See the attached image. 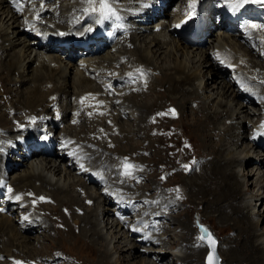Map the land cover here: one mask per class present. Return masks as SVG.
Returning <instances> with one entry per match:
<instances>
[{"label":"bare ground","instance_id":"6f19581e","mask_svg":"<svg viewBox=\"0 0 264 264\" xmlns=\"http://www.w3.org/2000/svg\"><path fill=\"white\" fill-rule=\"evenodd\" d=\"M42 1L46 2L47 0H42ZM59 1L58 0H52L51 1V3H55V4L59 5L58 7L54 8L53 11L56 12L55 10L61 9L62 11L66 12V14L61 16V17L59 16V18H57L56 21H54L51 17H48L47 20H49L51 23H53L54 28L63 30V33L59 36L60 41H62L64 44L67 45L69 42V39H67L66 37H69V38H71L75 41H79V43H81L82 39H88L91 41V38H92L91 35L89 38H87L89 32L92 35H94L95 37H98L101 34L103 27H100V26L97 27V24L99 21L96 22L95 26H94V28L97 27L96 31H94V29L92 30L93 27H91L88 23L87 24L82 23L81 26H79L77 28H71L70 27V26H74V25L79 24L83 17L90 15V14H93V13H96L97 8L101 5L100 0H91V2H89V0H78V2L73 7H66V5L63 4V2L65 0H59ZM67 1H69L68 2L69 6H72L76 2L75 0H67ZM189 1L191 2V5L193 6V3H199L202 0H189ZM110 3H111V0H110ZM111 4H113V3H111ZM156 5L157 4H155V3L150 4V7L153 8L150 11V15L145 16V17H140V19H143L144 21L150 20L153 17V13L157 7H158L157 13L161 16L163 14V9L161 7H159L160 3L157 5V7H155ZM184 8H186V6H183V9ZM93 9H95V11ZM183 9H181V10H183ZM13 10L14 9L8 7L7 0H0V40L2 41V43L0 45V52H1L0 53V59L2 58V56L4 54L6 55V57H3V58H5V60L4 61L2 60L3 62L0 65H2L5 68L4 70L8 71L9 73H12V76H9V78L6 77L5 79H9V82L14 83L15 86L19 85V89H9L8 90V92H10V94L15 95V96L8 94L9 96H12V99H10V101H8L9 103L7 105H4V106L2 105L1 111H0V121H1L0 124L3 125V127L0 126V128H2V130H4L3 128L5 127V129L8 130V131H5L6 133H0V151H2V149L4 147H6V148H8L6 151H8V153H10V154L15 153V149H11L10 144H12L13 142L14 143L19 142V141L15 142L19 138V136H21L17 132L19 128H21V127H28L27 129L32 128L33 127L32 123H34L36 125H40V123L43 124L44 116L40 117V113H43V112L47 113V116H48L51 114V109L53 107L55 108V106L57 107V105H59L58 101H59V103L66 102L68 104V103H70L69 100L72 96H74L75 98H78V97H80V94L83 95V93H86V92H89L90 94H96L97 93V92H93V90L96 89L97 87H95L92 84V81L88 77L85 76L86 73H88V76L95 74L91 70L90 67L81 68L80 64H78V66L73 65L70 61V60L73 61V56H69L68 60L70 63L67 62L68 64H66L62 61L61 57H53V55H48V54H53V53L49 52V53L43 54V50H46V47H39V49H37L38 47L33 45L35 43V41L29 40L27 35L25 37L24 31L22 29H20V26L18 25L19 23H18L17 13L15 10L14 11ZM53 11L52 12L49 11L48 13L53 14L54 13ZM71 11L77 12L80 16V19H79V16H74L72 18ZM171 15L172 14L165 13V16L173 17V15L172 16ZM67 16L72 18V20H66L65 18ZM150 16H152V17H150ZM90 20H91V18L89 17L88 21H90ZM63 21H66V23L63 24ZM179 21H180V18L176 19L175 22H179ZM143 27H144V29L147 30V27H145V26H143ZM64 31H66V32L64 33ZM163 31H164V33H163L164 36L162 35V33H160ZM149 32L153 33L150 28H149ZM160 32H159L160 34L156 33L159 35L154 37L152 42L149 43L150 45H147L145 48H143V43H145V40L142 39L143 37H141L144 32L136 34L130 38L129 42L133 46L134 50L133 51L131 49H130L131 51H128L127 49L125 50V57H126L127 63L130 64V65L128 64L129 67H128V65L123 66V64H121L119 70H117L116 69L117 60L113 61L111 59L112 60L111 61L110 59H107V57H101V59H103L101 61V65L102 66L105 65V62H107L105 68L110 70V71H108L109 73H111L112 71H117L118 75H123V74H125V72L129 71V72H131L132 75H134V73H135V75H137L135 78L133 77V79L136 80V83L141 79V82L134 85V87H136L137 94H132L130 96H127L126 92H122L121 94L118 95L120 98H123V97L126 98V100L124 99V101H123L124 110L125 111H127V110L131 111V113H127V112L125 113L124 112L127 116V118L125 117L126 121H124V120L122 121L120 119L117 120L115 118L116 117L115 116L114 121L116 123H114L113 126H115V125L116 126L115 127H108L107 125H104L103 120H99V122L101 123V125H100V124H96V121H89L86 118H82V121L87 126H89V127H87V129L85 128L84 125H75L76 127L74 128V126L72 127V125L66 121L69 126H66L64 128L65 129L64 131L65 132L69 131L68 132L69 135H71L74 138L81 139V138H79V137H81L79 135V133H84L81 131L83 128H84L85 132L90 131L93 134H97V132L101 133L100 129L102 127L104 129V132H106V131L109 132V135L104 136L102 134L103 136H100L99 146L102 149L110 150L113 152L118 150V145L116 142L124 137L123 136L124 133H126V134L127 133H134L133 137H135V135L140 134V133H142V134L147 133L146 136H143V138H145L143 140V142L145 140H151L150 144H148L147 147H150L151 144H153L154 142H159L161 145L160 147H163L165 150V151L164 150L163 151L165 152V155H167L166 159L169 157L173 161H175L176 169H177V171H180V173L182 175H183V173L185 174L184 168H185V164H187L188 167H187V173L186 174L189 175V176H187V178L188 177L189 178L186 179V181L184 180L182 182V185L183 186H186V184L189 185L188 187H190L189 189L191 190V192H192V188L196 189V191L194 190V192H193V197H195L197 199L196 204L202 205L204 207L206 206V208H205L206 212L209 210H212V211H214L215 214H217V216L219 217V219L221 221H224V222H227L230 224V226L232 228L231 231H233V236L232 237L231 236L225 237L226 239L224 238V241L221 243V249H222V247L228 246V245H232V247H229L227 249L225 247V249L222 250L221 256H219L220 259L222 260V262L224 263V261H225L226 264H264V233H258V230H259L258 228L261 225H263V228H264V219L258 218V217H257L258 219L253 218V216H259V213L258 214L254 213L257 205H253V203H252V201L254 202V198H252V199L246 198L247 192L249 193L250 191H252L251 188H253V186H254V188H256L257 186H260V190L264 189V172H263V170H261L264 168V156H263L264 154L262 155L263 160L262 161L260 160L259 162L257 161L258 163L255 165L256 166L255 168L257 171L254 172L253 169H251V171L246 175V177L248 175H252L251 178H255V181H254V179H252V180L249 179L248 182L243 181V183H241L240 179H241V177H244V176H241L242 174L237 172L235 168L236 167L242 168L244 166L243 164H245L244 163L245 161L243 160L242 157L233 156L232 151H230L231 147L239 146L238 144L240 142H241V144L242 143H248L249 145H251V143L248 142L249 141L248 136L246 135L247 129L245 130V127H244L245 125H241V123H242V119H249L248 115H251V111L247 107H248V104H253V103L244 100L245 102H248V103H245V105H247V106H245L244 103H242L244 101L241 102L240 98L238 97V95L235 93L234 90H233V92L230 93L232 85H230L228 83L227 84L223 83L224 87L222 89L225 90L224 95L226 96V95H229V93H230L231 96H233L235 98L234 100L237 101L236 109L234 108L235 110L230 111V109L228 110L229 104L226 103L225 106H223V103L221 102L220 107L223 108L222 111H219L217 109L215 112H212V115H211V112H208V111H210V108H209L208 103L205 101V99H206L205 97H207V96L202 97L203 95L201 94L202 95L201 96L199 94V91L204 90V89L206 90V88L208 89L209 87L210 88L213 87L212 88L213 90H214V88L218 89L219 88L218 86L221 84L220 80H221V82H222V80H224L223 79L224 73L211 61V59L209 58L210 53H207L206 51H204L201 48H196L195 47L196 45L193 46L196 50L201 49L206 53V54L205 53H203V54L197 53L198 55L194 56V60L192 62L195 63V61L197 60L195 63L196 66L198 64L197 70L192 72V70L188 69V67H186L179 59L176 58V61L173 64L174 65L173 68L169 69L172 71V72H169V74L171 75V78L168 80V83L165 84V85H167V88H168L167 90H165L167 96L164 97V96H161L159 94L156 95L155 104H153V105L150 103L151 100L150 101L146 100L147 98L144 100V102H142V99H141L140 104L137 102L135 103L136 97H139V98L144 97L147 89H151L152 87L153 88L154 87H156V88L160 87L159 85H157V83L155 81H152V80H150V78H148L149 76L147 73V68L153 69L154 72L160 70V68L158 67V65L156 63H152L153 59L156 58V55L158 53H161V55H163V54L166 55L168 53L170 55L172 54L173 47L172 46L168 47V45H170V44L166 43L167 40L163 41L162 39H165V38L167 39L166 33L168 34V36L171 37V35L173 33H175V30H172V32H167V28H164ZM102 36L104 37V35H100V38ZM62 38H64V39H62ZM104 38H101V39H104ZM160 38H162V39H160ZM93 40H95V39H93ZM183 40H185V39H183ZM141 41H143V42H141ZM6 42H8L7 43L8 46L5 47ZM138 42H141V43L138 45ZM224 43L228 44V46L230 45L231 47L230 46L229 47L233 50V52L236 55L241 56L240 62L244 66H248V65L255 63L256 60H254V59H257L258 61L260 59L257 57L256 54H254L252 52H248L247 54L246 53L242 54L239 50H237V49H239L238 48L239 45L243 44L242 41L240 40L239 34H237V33H234V34H232V36L226 38L224 40ZM84 45L86 46L85 48L88 49L89 52H91V53L95 52V49L93 48L95 46H93L92 43L86 42V43H84ZM193 47L191 46L190 49H192ZM41 48H42V50H40ZM150 48H151V50H150ZM262 49L264 51V47H262ZM16 50H19V51H16ZM176 50L179 52H181L180 50L185 51L186 48H185L184 42H181V41H179L178 43L176 42ZM259 50H260V48H259ZM11 51H12V53L10 55ZM40 51L42 53H40ZM34 52L36 54L35 58H33ZM97 52H99V50ZM42 56L47 57V60L49 61V63L51 60L55 59L54 64L55 65L57 64V68H54V69L52 67L50 68V64L45 59L42 60V58H43ZM11 57L13 58V61L12 62L10 61L9 63H7V59L11 58ZM248 57H251V59L250 58L248 59ZM95 59H100V57H97ZM122 59H123V57H122ZM224 60H225V58H224ZM259 63H261V65L264 64L263 61L259 62ZM34 65H37V67L33 68ZM131 65L133 66V68H135V70H130ZM254 65L255 66H252L251 69L255 70L256 68H259L258 63L254 64ZM263 66L264 65H262V67L259 69L263 70L264 69ZM249 68H250V66H249ZM50 70H52V71H50ZM16 71L19 73V78L15 77L14 72H16ZM29 71L32 72V74L30 73V75H29ZM162 72H163V70L162 71L160 70V74ZM69 74L70 75L75 74V76L73 75L74 76L73 77V85H68L67 80H69L68 79V76H70ZM206 74L211 75V78H208L207 82L202 83V81L201 82L199 81L200 84L198 85V80L201 77L202 78L205 77ZM260 74L264 75V71H263V73L258 72L257 74H255V76L257 77L259 82H261V75ZM14 77H15V79H14ZM153 77H155V76H153ZM144 79H145V81H144ZM46 80H47V82H46ZM119 80L120 79H117V81H119ZM210 81L212 83H211V85H208V83H210ZM31 83L37 84V86H35L34 88L29 87L28 91H26V92L24 91L25 92L24 93L21 89H24V87H27V85H29ZM144 83H146V84H144ZM261 83H263V82H261ZM48 85H50V86H48ZM201 85H203V86H201ZM73 86H75L76 87L75 89L78 90L77 93L75 92V89ZM215 86H217V87H215ZM163 88H164V86H163ZM190 88H192V90H189ZM148 93L149 92H147L146 94H148ZM171 95L177 99L179 98L181 100V102L183 101L184 104L186 103V100H187L186 97L190 99V98H192V96L193 97L195 96V98L193 99V102L190 104L189 108L186 106L180 105L182 107L183 111H187L190 114H191V112L203 113L204 115L206 114L204 117L205 121H202V119H198L197 123H199L201 125L202 131L205 134L204 136H205V139L207 141V143H206L207 147H210V149L208 148L209 150L208 149L206 150L207 152L205 151L207 154H198V153L194 152L193 148L191 149V147H193V145L190 142V140L193 141L192 136H190V135L188 136V138L190 140L186 139L184 131H182L179 128L177 129L176 128L177 126H174V128H173V125H172L173 121L167 115V110H169V109L171 110L172 107H175L172 103H167L166 108L163 109L161 107V109H159L157 112H153L152 109L156 104H158L157 101L164 100V98H169ZM172 96H171V98H172ZM254 96H256V94H254ZM0 99L2 100V97ZM209 99L210 98H208V100ZM137 101H138V99H137ZM1 102L4 103L5 101H1ZM198 102H200V104H198ZM164 103H165V101H164ZM195 103H196V106H195V108H193L192 104L195 105ZM203 103H206V104L204 105ZM150 104H151V106H148ZM74 107H75V105H74ZM220 107H219V109H221ZM146 108H149V110L148 109L147 110L150 111V113L147 116L143 117L144 114L147 113V111L145 110ZM175 109L178 110V118L175 119L176 122H178L182 118L183 113H181L182 110L179 109V105L177 108L175 107ZM196 110L198 112H195ZM114 111H117V110L114 109ZM205 112H207V113H205ZM134 114H137L138 116H136V118H135ZM161 114H163V115H161ZM254 114H253V116H254ZM62 115H63L62 119L68 118V116H69V114H67V112H65V113L62 112ZM253 116L251 115V117H253ZM121 117H123V115ZM225 118L227 120L232 119V120L236 121L237 123L234 124V122H233L230 126H225L222 122V121H224ZM128 123H129L130 127H133V130H134V128L135 129L137 128V129L135 131H130V132L126 131L124 129V127H125L124 124H128ZM193 123H195V122H193ZM222 125H224L223 128L224 127H226V128L222 129V127H221ZM45 127L47 128L48 131H50V133H52L54 130L51 123H46ZM247 128H248V126H247ZM74 130L78 131V132L76 133ZM207 130H208V133H207ZM150 133H152L151 136L154 137L155 139L152 140ZM212 133H215V134L212 135ZM84 135H88V133H86V134L84 133ZM215 137L220 139L219 144H216L214 142L213 139ZM42 138L43 137L40 136L39 139L33 140V143L36 147V150H34V152L37 154L38 153H44L45 154L44 158H47V159L40 161L39 163H37L35 161H34L35 162L34 163L32 161L33 163L30 164L29 162H26V164L29 163L28 164L29 171L26 172L25 175L20 176L16 181L12 180L11 181L13 184L12 188L14 189V186L15 187L17 186L16 185L17 181L20 183H23L21 185L22 187L25 183H27L28 186H30L32 190L38 192V194L42 193L41 191H43V193L48 194L49 195L48 197L41 195V196H38V198L40 200H46L47 198H50V202H51L52 206H53L54 202H59L58 205L60 207L62 206L61 208L74 209L77 211V210H80V205H81L83 207V210H84V212H82V213L85 215L82 218H79L81 216L75 218V219H77V222H75V225L82 224V223L84 225V228L83 229L81 228V230H80L83 233V236H81V237L84 240H89V241L92 240L94 237H98L99 241L103 238L106 241H109L108 237H107V239L105 238L106 234L104 233V228L107 230L110 228L109 230H112L115 233V236L112 237L111 240L114 238V240L117 241V239H118V242H116V243H118V245L115 246V248H117L121 254H124V255H121V254L119 255V257L116 261V264H131L128 261L129 257H131V258L134 257L133 258L134 260L136 258L139 259L140 257H142V254H140V256L138 255L139 251H138L136 244L134 242H130L133 240H135V241H140V240L137 239V237H135L134 234H132V236H134L133 239L130 240L131 239L130 235H129L130 233L129 234L127 233L128 230L124 229L125 232L122 231L124 228L123 224L125 225V221L122 222V221H118V220L114 219L115 221H113V223L110 224L108 222L109 216L111 215V212H112L110 209L111 200L107 195L106 196H102V195L107 193L108 188L111 190L113 189V191H119V192L126 190V188H127L126 186H125L126 188H124L121 186V184H118V183L114 184V182L112 181L113 177H114L113 180H116L117 182L119 181V183L120 182L122 183L124 180V181H127L129 183L133 182V183L142 184V180H144V178H143L144 176L140 178V176H138L137 174H134L135 173L134 167L128 169V168H126V165H136V166L141 165V163L137 159V157L140 156L138 154V152L144 151L143 155L148 156L149 153L145 151L146 149L145 148L138 149L135 153L136 155H134V156L131 155L129 157V159L126 161L125 169L127 171H130L131 175H126V174L120 175L117 173L116 168H115V165L118 162L117 157L115 158L116 164L114 165L115 162H113L112 157H109L105 154L101 155V154L93 151L90 148L89 151L91 152L93 157H92V159H90V157L87 159L86 152L81 149L82 152L79 154V156L82 157V153H83V157L85 155L86 161L83 158H82V161L85 162L86 166H90L92 168V171L95 174L102 175V176L106 175L107 179H105V180L106 181L110 180V182H111V183H109L110 184L109 186L102 188V189H99L98 187L93 185L94 184L93 178L91 176L87 175V173H84L83 178L80 176H77V175H75V170L72 169L73 166L70 165L67 162V160H66V162H64L63 159H59V158L54 159V157L57 155V152H60L58 154L65 155L63 152H61L64 149H61V147H58L57 150L56 149L55 150L45 149V151H43L44 146L42 145ZM182 139L185 142V144L187 145L188 154L192 157H196L197 163L195 165H194L193 161L188 162V160H185L184 162H182L178 158V153H180V146L178 145V143L181 144ZM137 140H138V138H137ZM78 141L80 143H84V141H82V140H78ZM87 143L92 144V145H96L95 144L96 142L95 143L87 142ZM183 146H185V145H183ZM252 149H254V151L257 152V150H255L254 146H252ZM67 150L68 149L65 148V151H67ZM22 152H23V155L26 154L24 151H22ZM155 154H156V152L153 155L155 156ZM62 157H65V156H62ZM185 157L188 158V155H186ZM33 158H34L33 155H31L30 157L25 156L24 158H22L21 160H19L17 162L19 164H21V163H24V161H22V160L28 161L29 159L31 160ZM123 158H125V157H123ZM147 158L152 160L153 164H154V167H152L150 170V174H153L154 180L155 179L158 180L166 188L165 193H168L170 191H176L177 193L175 192V194H176L177 198L181 201H184L185 198H187V197H185L186 193H185L184 188L183 187L182 188L179 187L181 189H179V188L175 189L174 187L172 188V186L168 182V180L171 178L172 174H170L168 172L169 168H171V167L169 164L166 163L167 160L165 159V161H163V163H164L163 169L165 170V173L163 175H161L162 170H159V168H158V164H161V162L159 160L154 161V157L152 159L151 154ZM142 159H144V158H142ZM68 160L70 162L71 159H68ZM144 160H146V159H144ZM5 161H6L5 154L0 153V162H3L2 170H1V173L3 176L9 175V171H5L3 169ZM222 163H224V164H222ZM123 164H124V162L121 161V164H118V166H121V168H122ZM256 172H259V175L263 173V175L259 176L258 173H256ZM104 178H105V176H104ZM55 179H56V182L54 184L53 182L55 181ZM0 181H2L1 178H0ZM36 182H38L40 184V187H38L39 185L35 186V184H37ZM127 182H125V183H127ZM130 184H129V186H131ZM143 185H145V184H143ZM90 186L97 188L96 189L97 191L95 192V194H93L91 192L88 193V191H90V189L92 188V187L90 188ZM145 186H147V185H145ZM24 187H26V184L24 185ZM77 187L81 189L80 191H83L84 196H82L81 194H79L75 191V188H77ZM16 189L22 191L21 187H19V188L16 187ZM117 189H119V190H117ZM152 190L155 193L159 192L157 188H153ZM262 192H263L262 194L260 193L257 196H254L255 199H257V197L264 196V191H262ZM60 195H63V196L60 197ZM20 196H23V194H21ZM199 196L202 197V199L199 200L197 198ZM65 197H67V198H65ZM21 201H23V200H21ZM142 201H143V199L135 196V201L132 203V207L134 205H138ZM91 202H92V205L90 206ZM156 202H158V201L156 199L152 198V203L154 204ZM183 203H186V202H183ZM26 204H25V206H26ZM263 205H264V200H262V206ZM36 206H38V205H36ZM74 206H76V207H74ZM160 206L163 209L162 215H157V213L155 214V211L157 209L156 210L151 209V210H148V213H143V216H147L148 225L150 228L161 231L162 233L165 234V232H167L170 228L169 227L170 220H171L170 218L172 217V215H168L169 210L167 211V208L169 205H168L167 201L160 203ZM93 208H95V209H93ZM176 209H178V208H176ZM11 212L13 213L12 210H11ZM86 214H87V217H86ZM35 217L37 218V216H35ZM260 217H262V216H260ZM167 218H169V223L166 222ZM65 221L67 222V220H65ZM149 221H151V222H149ZM157 221H159V222H157ZM61 222L62 221H60L59 223L57 222L56 223L57 225L55 224L57 226V228H60V230L63 226H67L64 224L65 223L64 221H63V223H61ZM103 222L105 223L104 228H102ZM114 222H116V224L118 226L122 227L121 228L122 230L120 228H118V226H116V224ZM144 223L146 224V219H145ZM174 225H175V223H174ZM108 226H111V227H108ZM183 226H184V224H177V226L176 227L174 226V227L175 228L178 227L182 230L186 229L185 226L184 227ZM79 227H81V226H79ZM10 228L13 231L11 238L8 236ZM67 228L69 229L68 233L73 232V230H70V227H67ZM71 228H73V225H71ZM116 229L118 231H116ZM204 229H206L207 232L213 234L210 229H208L206 227H204ZM186 230H187V233L182 234L181 237L177 240V242L176 241L170 242L167 239H166L167 241H165V239L162 238V236L159 238V240L157 239L155 242H153L152 244L156 245L154 250H156V249L157 250L152 251V252H154V254H150V256H151L150 258L153 261L152 257H154L155 260L153 262L149 261L147 264H204L206 254L208 252L207 245L205 246L204 251L201 250L200 253H202V254L196 253L197 250L200 251L201 247L199 249L193 248V250H192L186 246H183L184 243H186V244L189 243L188 238H189L190 234H191V236L194 235L193 232H190V229H186ZM148 232H149V229H148ZM188 232H189V234H188ZM60 233H61V231H60ZM60 233H58V235H61ZM121 233H122V236H119ZM80 234H81V232H80ZM196 234H197V238L200 241H202L203 243H205L204 240L200 239V237L203 236V233H198V231H197ZM6 236H8L11 240V244L9 246L10 248H8L7 246H4L6 244V242H5ZM20 236L21 235L19 234L17 226H15L12 222H10L8 219H6V217L4 218V217L0 216V255L7 253L6 254L7 256L3 255V257L1 258L2 260H5L6 258H8L7 261L5 262V264H14V263L20 264L21 261H23V260L35 261L37 258L43 264H60V263H62V264H79V262L73 260L70 255L61 256V257L58 255L60 259L52 257L51 260H47V258L46 259L43 258V257H45L43 255L37 256V253L33 252L34 247H35L34 244L33 243L30 244L27 241H23L22 243H20L21 240H23V238H21ZM143 236H145V235H143ZM17 238L18 239L20 238L21 240H18ZM72 240L74 241V243H73L74 245L75 244L78 245V243L80 242V240L78 238L72 239ZM97 240H94V241L92 240L93 242L90 241L91 245L88 249L91 252H94L96 249H98L100 252H102V253H100L101 258L99 259V263H101L104 260L109 261L112 258L111 254L113 253V251H111L109 249L103 250V249L99 248L97 246L99 244V241H97ZM106 241H105V243H106ZM121 244H123V246H121ZM130 244L132 247H127V245H130ZM2 246H3V249H1ZM157 246H159V247L157 248ZM21 247H23L22 250H20ZM217 247H218V243L216 242V245H215L216 254L220 255L219 248L217 251ZM126 248H128V249L126 250ZM179 248H182V250L186 251V252L188 250V253H185L186 255L182 256L183 258H180L178 260H171V258L167 254L168 250L169 249L172 250L171 254L176 255V253H174V252L177 251ZM12 249H16V251L19 250L22 253L23 252L25 253L27 251L28 253H32V256H26V258H22V256H20L18 253H15V254L11 253ZM23 249H25L26 251H23ZM117 249H116V252H118ZM59 250H56L54 252H57ZM142 251L146 252V249H143ZM135 252L138 254H136ZM33 253H35V254H33ZM178 253H181V250ZM125 254H126V256H125ZM26 255H28V254H26ZM200 259H201V261H200ZM108 263L109 262H107V264ZM80 264H82V263H80Z\"/></svg>","mask_w":264,"mask_h":264},{"label":"rangeland","instance_id":"374dc122","mask_svg":"<svg viewBox=\"0 0 264 264\" xmlns=\"http://www.w3.org/2000/svg\"><path fill=\"white\" fill-rule=\"evenodd\" d=\"M59 1V0H58ZM76 2L71 6V7H73L77 2H78V0H75ZM173 1H175V0H173ZM60 2V1H59ZM176 2V1H175ZM108 3L109 4H111V3H113V4H111V5H113V6H115V5H119L120 4V0H111V3H110V0H108ZM183 6H186L185 4L183 5ZM183 6L181 7V9H183ZM263 7H264V4L262 5ZM179 8H178V4H177V6L176 7H173L172 8V10L173 11H177ZM180 9V10H181ZM14 11V10H13ZM49 12V11H48ZM54 12V11H53ZM171 12V11H170ZM170 14V13H169ZM71 15H72V18L74 17V16H79V14L77 13V12H75V11H71ZM18 17V25L20 26V28H21V19H22V16L21 15H17ZM59 18V17H58ZM72 18H70L69 16H67L65 19L66 20H72ZM50 19V18H49ZM79 19H80V16H79ZM59 22V21H58ZM66 23V21H63V24H65ZM57 24V23H56ZM23 27V26H22ZM145 27H147V32L145 33V34H143L141 37H143L142 39H144L145 40V43H143V48H145L147 45H150L149 43H151L152 42V40H153V38L154 37H156L157 35H159L160 33H162V35L164 36V31L163 32H160L159 34H156V33H151V32H149V28L151 29V31H152V29L154 28V26H151V25H149V26H145ZM66 31H64V33H65ZM175 33H177V32H175ZM25 35V34H24ZM170 35V34H169ZM146 36V37H145ZM230 36H232V35H230ZM229 36V37H230ZM26 37V36H25ZM149 37V38H148ZM166 37H167V39L165 38V39H162V38H160V39H162L163 41L164 40H167V42L166 43H169L170 45H168V47L169 46H172L173 47V51H172V54L170 55L169 53L168 54H163V55H161V53H158L157 55H156V58H154L153 59V61H152V63H156L157 65H158V67L160 68V70L162 71L163 70V74L161 73L160 74V70L159 71H153V69H149V77H150V79L152 80V81H155L156 83H157V85H159L160 87H152L151 89H147L146 90V92H145V96L144 97H141V98H139V97H136V100H135V103L137 102V103H141V99H142V102H144V100L146 99V100H151V104L153 105V104H155V98H156V95H161V96H164V97H166L167 96V94H166V91L165 90H167L168 88H167V85H165L166 83H168V80L171 78V75L169 74V72H172L171 70H169L170 68H173V64L175 63V61H176V58L177 59H179L186 67H188V69H190V70H192V72H194L195 70H197V66H198V64H197V66H196V61H195V63H193L192 61L194 60V56L195 55H198L199 53H205L204 51H206V48L205 47H203L202 49H204V51L203 50H196L194 47L192 48V49H190L191 48V46H188L187 45V42L185 41V40H183V38H181L180 39V37L178 36V35H174V34H172L171 35V37L170 36H168V34L166 33ZM101 38H104L103 36L101 37ZM105 39V38H104ZM27 40V39H26ZM30 40V39H29ZM31 41H34V40H31ZM179 41H181V42H184V45H185V48H186V50L184 51V50H180L181 52H179V51H177L176 50V42L178 43ZM60 43H63L62 41H59ZM141 42H143V41H141ZM141 42H138V45L141 43ZM1 43H2V41L0 40V45H1ZM8 42H6L5 43V47L6 46H8V44H7ZM241 44V43H240ZM243 45V44H242ZM57 46V45H56ZM230 46V45H229ZM86 46L84 45V48H85ZM123 47V46H122ZM231 47V46H230ZM94 49H95V51L97 52L98 51V49L96 48V46L95 47H93ZM189 48V49H188ZM239 49H237V50H239L241 53H248L249 51H247L245 48H243L241 45H239V47H238ZM125 47H124V51H125ZM133 51L134 50V48H128L127 50L128 51H131V50ZM40 50H42V48L40 49ZM150 50H151V48H150ZM188 50V51H187ZM196 50V51H195ZM16 51H19V50H16ZM15 51V52H16ZM162 52V51H161ZM207 52V51H206ZM11 53H12V51L10 52V55H11ZM198 53V54H197ZM185 54V55H184ZM187 54V55H186ZM206 54V53H205ZM14 55V54H13ZM48 55H53V57H61V59H62V61L64 62V63H66V64H68V63H70L69 61H67V60H65L63 57H64V55H62V54H56V53H53V54H48ZM35 56H36V54H35V52L33 53V58H35ZM3 57H6V55L4 54L3 56H2V58L0 59V64H2V62L5 60V58H3ZM43 57V56H42ZM95 58H97V57H100V59H97V60H100V61H102L103 59H101V57H107V59H110L111 57H113L112 55H109V52L108 51H105V52H103L101 55H99V56H94ZM12 58V57H11ZM11 58H8L7 59V63H9L10 61L12 62L13 61V58L11 59ZM248 58H250L251 59V57H248ZM46 60L48 63H49V61L47 60V57H43L42 58V60ZM3 60V61H2ZM55 60V59H54ZM54 60H51L50 61V68L52 67L53 69L54 68H57V64L55 65L54 64ZM254 60H256V62L255 63H253V64H256V63H258V67L259 68H261L262 67V65H264V64H262L261 65V63H259V61L257 60V59H254ZM260 60V59H259ZM52 62V63H51ZM68 62V63H67ZM126 62V63H125ZM124 63H122L123 64V66H127L129 63H127V60L125 61ZM73 65H77L78 66V63H77V61H76V63H73V62H71ZM106 64H107V62H105V65H103V68H105L106 67ZM48 65V64H47ZM52 65V66H51ZM130 65V64H129ZM129 65H128V67H129ZM261 65V66H260ZM37 67V65H34L33 66V68H36ZM60 67V66H59ZM58 67V68H59ZM131 67V69L130 70H135V68H133V66L131 65L130 66ZM264 67V66H263ZM120 68V67H119ZM5 68L2 66V65H0V98L2 97V100L0 99V111H1V106L3 105H7L9 102L8 101H10V99H12V96H15V95H12V94H10V92H8V90L9 89H19V85H16L15 86V84L14 83H11V82H9V79H5L6 77H8L9 78V76H12V73H9L8 71H6V70H4ZM218 69V68H217ZM259 70V69H258ZM50 71H52V70H50ZM101 72H105V70H100ZM99 71V72H100ZM260 72H262L263 73V71H264V69L262 70H259ZM99 72L95 75H91L90 77H88L91 81H92V84L95 86V87H97L96 89H94L93 90V92H98L99 90H98V88H99V84L97 83V80H98V74H99ZM165 72V73H164ZM30 73L32 74V72H30L29 71V75H30ZM11 74V75H10ZM14 74H15V77L16 78H19V73L16 71V72H14ZM70 75V74H69ZM74 76H75V74H73ZM73 75H70V76H68V79L69 80H67V82H68V85H73ZM263 75V74H262ZM153 76H155V77H153ZM264 76V75H263ZM15 77H14V79H15ZM148 77V78H149ZM72 78V79H71ZM208 78H211V75H205V77H201L199 80H198V85L200 84L199 83V81L201 82L202 81V83L203 82H207L208 81ZM154 79V80H153ZM224 80H222V82H221V80H220V85L218 86L219 88L218 89H216V88H214V90L212 89V88H206V90L204 89V90H200L199 91V94L202 96V97H205V96H207L208 98H210L209 100H208V98L207 97H205L206 99H205V101L208 103V105H209V108H210V111H208V112H211V115H212V112H215L217 109L219 110V111H222L223 110V108L222 107H220V103L222 102L223 103V106H225V104L226 103H228L229 104V106H228V110L230 109V111H233V110H235L236 109V106H237V101L236 100H234L235 98L233 97V96H231V92H233V86H232V88H231V90H230V93H229V95H224V91L225 90H223L222 88L224 87V85H223V83H228V84H230V85H232L230 82H229V80L227 81L226 79V77H225V74H224V78H223ZM144 81H145V79H144ZM159 81V82H158ZM45 82V81H44ZM46 82H47V80H46ZM139 82H141V79L137 82V83H139ZM136 83V84H137ZM211 81H210V83H208V85H211ZM62 84V83H61ZM136 84H134V85H136ZM144 84H146V83H144ZM263 84V83H262ZM92 85V86H93ZM133 85V86H134ZM156 85V86H157ZM197 85V84H196ZM264 85V84H263ZM35 86H37V84H34V83H31V84H29V85H27V87H24V89H21L23 92L25 91H28V89H29V87L31 88V87H35ZM48 86H50V85H48ZM93 86V87H94ZM163 86H164V88H163ZM201 86H203V85H201ZM74 87V89L76 88L75 86H73ZM215 87H217V86H215ZM49 88V87H48ZM195 88V87H194ZM189 90H192V88H190ZM77 89H75V92L77 93ZM24 92V93H25ZM147 92H149L148 94H146ZM156 94H155V93ZM86 93H88V92H86ZM86 93H83V94H86ZM6 94V95H5ZM8 94H10V95H12V96H9ZM121 94V93H120ZM126 94V93H125ZM81 95V94H80ZM124 95V94H123ZM155 97H154V96ZM127 96H130V95H128L127 94ZM172 96V95H171ZM171 96L169 97V98H164V100H161V101H157L158 102V104H156L154 107H153V112H157L159 109H161V107L164 109V108H166V104L167 103H172L176 108L178 107V105H179V109L180 110H182L183 111V109H182V105L183 106H186V107H190V104L193 102V99L195 98V96L193 97L192 96V98H187L186 97V103L184 104L183 103V101L181 102V100L178 98H175L174 96H172V98H171ZM213 96V97H212ZM230 96V97H229ZM212 98V99H211ZM240 98V97H239ZM74 99V100H73ZM122 99H125L126 100V98L125 97H123ZM137 99H138V101H137ZM20 100V99H19ZM78 100V98H75L74 96H72L71 98H70V103H66V102H63V103H59V101H58V104H60V106H61V108L64 110V111H67L68 113L70 112V107H71V110L72 109H74L75 111H78L80 114L81 113H83L84 115H86V111H84L83 109L81 110V108H80V105L78 106H76V101ZM240 100H241V102L242 101H244L242 98H240ZM1 101H5L4 103H2ZM153 101V102H152ZM164 101H165V103H164ZM173 101V102H172ZM189 102V103H188ZM2 103V104H1ZM75 103V104H74ZM180 103V104H179ZM242 103H244V105H245V103H248V102H242ZM66 104V105H65ZM70 104V105H69ZM75 105V107H74V105ZM151 104L150 105H148V106H151ZM189 104V105H188ZM198 104H200V102H198ZM204 105L206 104V103H203ZM264 104V103H263ZM181 105V106H180ZM193 106V108H195V106H196V103H195V105L194 104H192ZM219 105V106H218ZM249 105H251V106H249ZM159 106V107H158ZM245 106H247V105H245ZM254 106V107H253ZM56 107V106H55ZM69 107V108H68ZM175 107H172L171 108V110L169 109V110H167V115L169 116V118H171L172 119V121H173V123H172V125H173V128H174V126H177L176 128L178 129H181L182 131H184V134H185V138L186 139H189L188 138V136L190 135V136H192V138H193V141H191L190 139V142L192 143V145H193V147H191V149L193 148V150H194V152H196V153H198V154H207L206 152V150L209 148L210 149V147H207V145H206V143H207V141H206V139H205V134L203 133V131H202V128H201V125L199 124V123H197L198 122V119H202V121H205L204 120V117H205V115L203 114V113H194V112H191V114L189 113V112H187V111H181V113H183L182 115V118L180 119V121H178V122H176V120L175 119H177L178 118V110L177 109H175ZM219 107L221 108V109H219ZM252 107V108H251ZM54 108V107H53ZM77 108V109H76ZM235 108V109H234ZM250 111H251V115L253 116V114L255 113V112H257V105H256V102H254V104H248V107H247ZM67 109V110H66ZM149 110V108H146L145 110L147 111V113H145L144 114V116L143 117H145V116H147L149 113H150V111H148ZM151 109V108H150ZM52 110V109H51ZM144 110V111H145ZM172 110H174V112L172 111ZM145 111V112H146ZM127 112V113H131V111H129V110H127V111H123V114H120V115H115L116 116V119L118 120V119H120V120H124V121H126L125 120V117L127 118V116H126V114L125 113ZM195 112H198L197 110L195 111ZM116 113V112H115ZM115 113H113V115L115 114ZM170 113V114H169ZM205 113H207V112H205ZM253 113V114H252ZM123 115V117H121ZM251 115H248V117H249V119H242V123H241V125H245L244 127H245V130L247 129V133H246V135L248 136L249 135V132L251 133V131H249V130H251V128L249 127V125L250 126H254V119H256V120H258V122L260 123V120L262 119V117L260 116H257L256 115V113L254 114V116L253 117H251ZM114 116V117H115ZM136 116H138L137 114H134V117L136 118ZM171 116V117H170ZM244 116V115H243ZM187 117V118H186ZM202 117V118H201ZM236 117V116H235ZM81 118V117H80ZM227 119L225 118L224 119V121H222L223 122V124L225 125V126H230L233 122H234V124H236L237 122L236 121H234V120H232V119H228L227 121H226ZM69 124H70V121H67ZM66 122V123H67ZM193 122H195V123H193ZM231 122V123H230ZM0 123H1V121H0ZM67 123V124H68ZM208 123V122H207ZM32 124H34V123H32ZM31 124V125H32ZM76 124H80V125H84V122L82 121V119L80 120V121H78ZM40 125H41V123H40ZM138 125V124H137ZM224 125H222L221 127H222V129H225L226 127H224L223 128V126ZM0 126L1 127H3V125H1L0 124ZM35 125H33V127H34ZM66 126H69V125H66ZM65 126V127H66ZM74 126V128L76 127L75 125H72V127ZM125 126V127H124ZM124 129L126 130V131H128V132H130V131H135L136 129L134 128V130H133V127H130L129 126V123L128 124H124ZM247 126H248V128H247ZM64 127V128H65ZM87 127H89V126H85V128L87 129ZM24 128H27V127H24ZM62 129V130H60V131H58L57 132V134L58 135H60V136H62V135H65V129ZM132 128V129H131ZM4 130H2V128H0V133H6L5 131H8V130H6L5 129V127L3 128ZM199 129V130H198ZM75 131V130H74ZM82 132H84L85 134L86 133H88V135H84V133H79V135L81 136V137H79V138H81L82 140H86V141H88V142H91V143H95L96 145L94 146H92V148L95 150V151H97V153H99V154H101V155H103V154H105V155H107V156H109V157H112L113 158V162H115V158L117 157L118 158V162H117V164H116V162L114 163V165H115V168H116V171H117V173L118 174H120V175H125V173H126V169H125V163H126V161L129 159V157L132 155V156H134V155H136L135 153H136V151L138 150V149H140V148H145L146 150V152H148L149 153V155L151 154L152 155V159H153V157H154V161H160L161 162V164H158V168H159V170H162V174L161 175H163L164 173H165V170L163 169V165H164V163H163V161H165V159H166V157H167V155H165V150H164V148L163 147H160L161 145H160V143L159 142H154L153 144H151V146L150 147H147L148 146V144H150V141L151 140H145L144 142H143V140L145 139V138H143V136H146V134L147 133H144V134H142V133H140V134H137V135H135V137H133V135H134V133H124L123 134V140L122 139H118L119 141H117L116 143H117V145H118V150L117 151H110V150H106V149H102V148H100V146H99V141H100V136H107V135H109V132H104V131H101V133H99V132H97V134H93L92 132H90V131H86L85 132V130H84V128L81 130ZM179 131V130H178ZM202 131V132H201ZM249 131V132H248ZM69 132V131H68ZM76 133L78 132V131H75ZM90 132V133H89ZM207 133H208V130H207ZM103 134V135H102ZM151 134L152 133H150V136H151ZM215 133H212V135H214ZM141 135V136H140ZM203 135V136H202ZM98 138V139H97ZM137 138H138V140H137ZM151 138H152V140L153 139H155L154 137H152L151 136ZM94 140V141H93ZM135 140V141H134ZM214 142L216 143V144H219L220 143V139H218L217 137H215L214 139ZM92 145V144H91ZM178 145L180 146V153H178V158L182 161V162H184L185 160H188V162L189 161H193V163H194V165L197 163V160H196V157H192V156H190L189 154H188V149H187V145L185 144V142L183 141V139H182V143L180 144V143H178ZM183 145H185V146H183ZM239 146H234V147H231V150L230 151H232V154H233V156H235V157H242L243 158V160L245 161L244 163L245 164H243L244 166L242 167V168H240V167H236L235 169H236V171L237 172H239L240 174H242L241 176H244V177H241V179H240V182L241 183H243V181L244 182H248L249 181V179H254V181H255V178H251L252 177V175H248L247 177H246V175L251 171V169H253V171L255 172V171H257L256 170V164L261 160H263V154L264 153H262V152H255L254 151V149H252V146L251 145H249L248 143H242L241 144V142L238 144ZM157 147V148H156ZM98 148V149H97ZM159 148V149H158ZM162 148V149H161ZM170 148V147H169ZM61 149H64V148H61ZM208 149V150H209ZM93 150V151H94ZM101 150V151H100ZM157 150V151H156ZM164 150V151H163ZM100 151V152H99ZM206 151V152H205ZM133 152V153H132ZM156 152V154H155V156L153 155L154 153ZM186 153V154H185ZM124 154V155H123ZM138 154L140 155L139 157H137V159H138V161L141 163V165H139V166H136V165H132L133 167H134V174H137L138 176H140V178L141 177H143L144 178V180H142V184H139V183H133V182H127V181H124V184H123V187H127V190H124V192L126 193H133L134 194V196H136V197H139V198H141V199H143V201L144 202H142V203H144L145 204V206H146V213H148V209L149 210H151V209H153V210H156L155 211V214L157 213V215H162L163 214V209L161 208V206H160V203H163V202H166L167 201V203H168V208H167V211H168V215H172V217L170 218L171 220H170V225H169V230L167 231V232H165V234L164 233H161V235H160V233H158V235L156 234L155 236H157V239L159 240V238L162 236V238H164L165 239V241H170V242H174V241H176L177 242V240L181 237V235L182 234H184V233H187V230L186 229H190V232H193L194 233V235H192L191 236V234H190V236H189V238H188V244H186V243H184L183 244V246H186V247H188V248H190V249H192L193 250V248H196V249H199L200 247V251L199 250H197L196 251V253H198V254H202V253H200L201 252V250L202 251H204L205 250V245H204V243H202V242H200L199 241V239L197 238V234H196V232L198 231V228L199 227H206V228H208V229H210L211 231H212V233H213V235H214V237L216 238V242L218 243V247H217V251H218V248H219V253H220V255H218V258H219V261H218V264H226V262L224 261V263L222 262V260L220 259V257L219 256H221V252H222V250L223 249H225V247H226V249L227 248H229V247H232V245H228V246H224V247H222V249H221V243L224 241V238L225 237H228V236H233V231H231V226H230V224L229 223H227V222H224V221H221L220 219H219V217L217 216V214H215L214 213V211H212V210H209V211H205V208H206V206L204 207V206H202V205H197L196 203H197V199L195 198V197H193V192H194V190L196 191V189H194V188H192V192H191V190L189 189L190 187H188L189 185H187L186 184V186H183L182 185V182L185 180L186 181V179H188L187 178V176H189L188 174H186L187 173V168L185 167L184 168V172H185V174L183 173V175L180 173V171H177V169H176V163H175V161H173L171 158H167L166 160H167V164H169L170 165V167L171 168H169V170H168V172L170 173V174H172V176H171V178L168 180V182H169V184L172 186V188L174 187L175 189H178L179 187H183L184 188V190H185V197H187V198H185V200L184 201H181V200H179L178 198H177V196H176V194H175V192L176 191H170V192H168V193H165L166 191V188L158 181V180H154V176H153V174H150V170H151V168L152 167H154V164H153V161L152 160H150V159H148L147 157H149V155L148 156H144L143 154H144V151H139L138 152ZM137 154V155H138ZM146 154V153H145ZM160 155V156H159ZM182 155V156H181ZM186 155H188V158L187 157H185ZM263 155V156H262ZM127 156V157H126ZM123 157H125V158H123ZM142 158H144V159H146V160H144V159H142ZM47 158H40V157H36V158H33V159H31V160H28V161H24V163H21L20 164V166L18 167V168H16V169H14L13 170V172L12 173H9L10 175V178H8L7 179V181H6V186L8 187V188H11V192H15L16 193V195L17 196H20L21 194H23V196H20V197H22V198H20L19 199V201H15V202H10V206L6 203V201H4L5 199L3 198V197H0V208H2V207H4V208H6V212H7V215L5 214L4 216H2V215H0V216H2V217H4L5 218V216H7V217H10L11 219H15V220H17V225L14 223V222H12L10 219H8V218H6V219H8L10 222H12L15 226H17V228H18V231H19V234L21 235L20 237L21 238H23V240H21L20 238L18 239V240H21V242L20 243H22L23 241H27V242H29L30 244H34V250H33V252H36L37 253V256H39V255H43V256H45V257H43V258H47V260H51V258L52 257H55V258H58V259H60L59 258V256L61 257V256H66V255H70L71 257H72V259L73 260H75V261H78L79 262V264L80 263H84V264H107V262H109L108 264H116V261H117V259H118V257H119V255L121 254L120 252H119V250L117 249V248H115V246H117L118 245V243H116V242H118V239H117V241L116 240H114V238L111 240V238L112 237H114L115 236V233L112 231V230H107V229H105L104 228V222H103V224H102V228H104V233L106 234L105 235V238L107 239V237H108V240L110 241H106L104 238L103 239H101L100 241H99V239H98V237H94L92 240L94 241V240H97V241H99V244L97 245L99 248H101V249H103V250H106V249H109V250H111V251H113V253L111 254L112 255V258L109 260V261H107V260H104V261H102L101 263H99V259L101 258V254L100 253H102V252H100L98 249H96L94 252H91L88 248L90 247V245H91V243H90V241H92V240H84L81 236H83V233H82V231H80L81 230V228L83 229L84 228V225H83V223L82 224H78L79 226H81V227H79L78 225H75V222H77V219H75L76 217H79V216H81V217H79V218H82L85 214H83L82 212H84V210H83V207L80 205V210H74V209H68V208H61L59 205H58V203L59 202H54V204H53V206L51 205V202H50V198H47L46 200H40L39 198H38V196H41V195H43V196H45V197H48L49 195L48 194H46V193H43V191H41L42 193H40V194H38V192H36V191H34V190H32L31 189V187L30 186H28V184L27 183H25L26 184V187H24V185H23V187L21 186L23 183H20V182H16V187H21L22 188V191H23V193H21L20 192V190H17L16 189V187L14 186V189L12 188L13 186L11 185V181L13 180V181H16L20 176H23V175H25V173L26 172H28L29 171V166H28V164L30 163V164H32L34 161L35 162H37V163H39L40 161H43V160H46ZM122 159V160H121ZM33 161V162H32ZM121 161L122 162H124V164H123V166H122V168H121V166H118V164H121ZM145 161V162H144ZM152 161V162H151ZM258 161V162H257ZM26 162H29L28 164H26ZM34 162V163H35ZM152 163V164H151ZM222 164H224V163H222ZM187 164H185V166H186ZM150 166V167H149ZM161 168V169H160ZM255 169V170H254ZM125 170V171H124ZM261 170H263V172H264V168L263 169H261ZM172 172V173H171ZM256 173H258V175H259V172H256ZM133 174V175H134ZM155 174V173H154ZM174 174V175H173ZM176 174V175H175ZM244 174V175H243ZM263 175V173L262 174H260L259 176H262ZM15 179V180H14ZM105 179H107L106 177H105ZM114 179V177L112 178V181L114 182V184H121V182L119 183V181L117 182L116 180H113ZM9 181V182H8ZM55 182H56V179H55V181L53 182L54 184H55ZM64 182V181H63ZM106 182H108V181H106ZM112 182V183H113ZM125 182H127V183H125ZM37 184H35V186H38V187H40V184L38 183V182H36ZM99 183V182H98ZM19 184V185H18ZM129 184L131 185V186H129ZM143 184H145V185H147V186H145V185H143ZM129 187H128V186ZM151 185V186H150ZM92 186H90V188H91ZM150 187V188H149ZM153 188H157L158 189V191L159 192H153ZM181 188H179V189H181ZM77 189V190H76ZM97 188H94V187H92L91 189H90V191H88V193H93V194H95V192L97 191L96 190ZM252 189V191H250L249 193L247 192V194H246V198L247 199H252V198H254V202L252 201V203H253V205H257V207L255 208V211H254V213L256 214H258L259 213V216H253V218H256V219H258V218H262V219H264V205L262 206V200H264V196H260V197H257V199H255V197L254 196H257L258 194H262L263 192L262 191H264V189H261L260 190V186H257L256 188H254V186H253V188H251ZM81 189L80 188H75V191L77 192V193H79V194H81L82 196H84L83 195V191H80ZM99 190V189H98ZM113 190V189H112ZM182 191V190H181ZM25 193H27L26 195H25ZM37 193V194H36ZM177 193V192H176ZM183 194V193H182ZM108 196V194L107 193H105L104 195H102V196ZM160 195V196H159ZM164 195V196H163ZM192 195V196H191ZM63 195H60V197H62ZM158 196V197H157ZM65 198H67V197H65ZM152 198L153 199H156L158 202H156V203H152ZM162 198V199H161ZM199 200L200 199H202V197H197ZM21 200H23V201H21ZM28 200V201H27ZM171 202H170V201ZM163 201V202H162ZM179 202V203H178ZM183 202H186V203H183ZM21 203V204H20ZM28 205H27V204ZM25 204H26V206H25ZM86 204V203H85ZM91 204V203H90ZM111 204V203H110ZM177 204V205H176ZM181 204V205H180ZM24 205V206H23ZM36 205H38V206H36ZM172 205V206H171ZM177 207H176V206ZM28 206V207H27ZM67 206V205H66ZM60 207V208H59ZM68 207V206H67ZM74 207H76V206H74ZM10 208H15V209H17V213H12L11 212V210H10ZM49 208V209H48ZM78 208V207H77ZM160 208V209H159ZM176 208H178V209H176ZM29 209V210H28ZM93 209H95V208H93ZM110 209H111V207H110ZM137 210V211H136ZM30 211V212H29ZM43 211V212H42ZM121 211V210H120ZM135 211L136 212H138V213H140L139 212V207H136L135 208ZM174 211V212H173ZM177 211V212H176ZM228 211V210H227ZM159 212V213H158ZM22 214H31V215H34V217L35 216H37V218L35 219H33L32 221L35 223V225L34 226H36L37 228H35V229H32V225H29V223H28V225H29V227H30V229H28V230H26L25 229V227L27 226V222H26V220L28 219V218H25V217H22ZM175 214V215H174ZM167 215V216H168ZM196 215V216H195ZM260 216H262V217H260ZM86 217H87V214H86ZM146 218H147V216H145ZM258 217V218H257ZM73 219V220H72ZM176 219V220H175ZM65 220H67V222L65 221ZM174 222H173V221ZM178 220V221H177ZM60 221H62L61 223H63V221L65 222L64 224L65 225H67V226H63L62 228H61V230H60V228H57V222L59 223ZM69 221V222H68ZM113 221H115L114 220V218H111V215L109 216V223L111 224V223H113ZM148 221V220H147ZM147 221H146V223H147ZM25 222V224H23ZM71 222V223H70ZM149 222H151V221H149ZM167 223H169V218H167V221H166ZM44 223V224H43ZM73 223V224H72ZM115 224H116V222H114ZM172 223V224H171ZM174 223H175V225H174ZM56 224V225H55ZM125 224H126V222H125ZM142 225H145V223L144 222H142L141 223ZM177 224H184V226H185V228L186 229H180V228H175L176 226H177ZM70 225V226H69ZM71 225H73V228H71ZM116 226H118L117 224H116ZM175 226V227H174ZM183 226V227H184ZM229 226V227H228ZM67 227H70V230H73V232L72 233H68V228ZM108 227H111V226H108ZM80 228V229H79ZM118 228H122V227H120V226H118ZM41 229V230H40ZM51 229V230H50ZM215 231H214V230ZM259 230H258V233H264V228H263V225H261L259 228H258ZM122 230V229H121ZM26 231H28L29 233H26ZM60 231H61V233H60ZM116 231H118L117 229H116ZM122 231H124V228H123V230ZM80 232H81V234H80ZM125 232V231H124ZM216 232V233H215ZM11 233V234H10ZM58 233H60L61 235H58ZM129 235H130V240H132L133 239V237L134 236H132V233L128 230V232H127ZM167 233V234H166ZM12 234H13V231H12V229L10 228V231H9V237L11 238L12 237ZM188 234H189V232H188ZM8 236H6V239H5V242H6V244L4 245V246H7L8 248H10L9 246H10V244H11V240H10V238L8 237ZM76 236V237H75ZM119 236H122V233L119 235ZM146 236V235H145ZM30 238V239H29ZM79 239L80 240V242L78 243V245H74L73 243H74V241L72 240V239ZM82 238V239H81ZM156 239V240H157ZM167 239V240H166ZM226 239V238H225ZM195 240V241H194ZM92 241V242H93ZM105 241H106V243H105ZM130 242H134L135 244H136V246H137V248H138V251H139V254L138 253H136V254H138L139 256H140V254H142V257H140L139 259L138 258H136L135 260L133 259L134 257H129L128 258V261H129V263H131V264H147L149 261H151V262H153L155 259H154V257H152L153 258V261H152V259L150 258L151 256H150V254H154V252H152V251H156V250H154V248L156 247V245L155 244H152L151 242H150V245H151V247L150 248H147L146 246H142L141 245V242L140 241H135V240H133V241H130ZM202 243V244H201ZM89 244V245H88ZM96 246V245H95ZM121 246H123V244H121ZM166 246V245H165ZM125 247V246H124ZM127 247H132L131 246V244L130 245H127ZM159 246H157V248H158ZM180 247V246H179ZM22 248L23 247H21L20 248V250H22ZM1 249H3V246L1 247ZM60 249V250H59ZM116 249L118 250V252H116ZM128 248H126V250H127ZM143 249H146V252H144V251H142ZM181 250V253H178V252H180V250ZM177 251H175L174 253H176V255H173V254H171L172 252V250H168V255H169V257L171 258V260H178V259H180V258H183L182 256L183 255H186L185 253H188V250H187V252L186 251H183L182 250V248H179ZM43 250V251H42ZM56 250H59V251H57V252H54V251H56ZM23 251H26L25 249H23ZM115 251V252H114ZM69 252V253H68ZM72 252V253H71ZM76 252V253H75ZM150 252H152V253H150ZM11 253H18L20 256H22V258H26V256H32V253H28L27 251L25 252L26 254H28V255H26L24 252L22 253L21 251H16V249H12V251H11ZM126 253V252H125ZM7 254V253H6ZM5 253L4 254H2V255H0L1 257H3V255H5V256H7ZM13 254V255H14ZM24 254V255H23ZM30 254V255H29ZM33 254H35V253H33ZM63 254V255H62ZM59 255V256H58ZM121 255H124V254H121ZM149 255V256H148ZM207 255H208V252H207V254H206V257H205V261H204V264H206V258H207ZM125 256H126V254H125ZM178 258H177V257ZM180 256V257H179ZM49 257V258H48ZM7 259L8 258H6L5 260H2L1 258H0V264H5V262L7 261ZM2 260V261H1ZM142 261V262H141ZM145 261V262H144ZM200 261H201V259H200ZM22 262H27V263H36V264H43V263H41V261L40 260H38V258L35 260V261H27V260H23ZM141 262V263H140ZM14 264H16V263H14ZM60 264H62V263H60Z\"/></svg>","mask_w":264,"mask_h":264},{"label":"snow or ice","instance_id":"6c2138e0","mask_svg":"<svg viewBox=\"0 0 264 264\" xmlns=\"http://www.w3.org/2000/svg\"><path fill=\"white\" fill-rule=\"evenodd\" d=\"M89 2H91V0H89ZM243 2H246V0H243ZM253 2H260V0H253ZM100 7H101L102 14H104V15H115V12L113 11L111 6L109 5L108 0H103ZM93 10L95 11V9H93ZM172 111L174 112V110H172ZM161 115H163V114H161ZM132 167H133L132 165H126V168H128V169H130ZM185 167L187 168L188 166L186 165ZM125 174L131 175V172L126 171ZM202 231L207 232V230L203 229V228H202ZM200 239L203 240V239H205V237L201 236ZM207 241L209 243V246L212 248V250L215 251L216 241L214 238L211 237L210 233H208V235H207ZM208 264H215V261L213 260V257L211 255L208 258Z\"/></svg>","mask_w":264,"mask_h":264},{"label":"water","instance_id":"95a60500","mask_svg":"<svg viewBox=\"0 0 264 264\" xmlns=\"http://www.w3.org/2000/svg\"><path fill=\"white\" fill-rule=\"evenodd\" d=\"M205 233V232H204ZM203 233V234H204ZM207 235H208V233L206 234V235H204V237H206L207 238ZM207 242V241H206ZM208 243V242H207ZM208 245V247H209V249H210V253H209V255H208V258H209V256L211 255L212 257H213V260H215V264H218V257H217V254H216V249H215V251H213L212 250V248L209 246V243L207 244ZM208 264V263H207Z\"/></svg>","mask_w":264,"mask_h":264}]
</instances>
